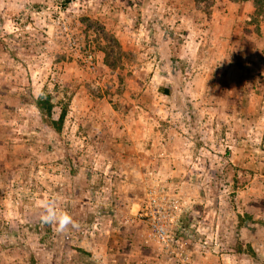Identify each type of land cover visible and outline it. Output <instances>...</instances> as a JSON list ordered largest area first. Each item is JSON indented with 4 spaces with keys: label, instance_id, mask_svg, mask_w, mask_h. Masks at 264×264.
Returning <instances> with one entry per match:
<instances>
[{
    "label": "rangeland",
    "instance_id": "obj_1",
    "mask_svg": "<svg viewBox=\"0 0 264 264\" xmlns=\"http://www.w3.org/2000/svg\"><path fill=\"white\" fill-rule=\"evenodd\" d=\"M210 4L0 0V264H264V16Z\"/></svg>",
    "mask_w": 264,
    "mask_h": 264
},
{
    "label": "trees",
    "instance_id": "obj_2",
    "mask_svg": "<svg viewBox=\"0 0 264 264\" xmlns=\"http://www.w3.org/2000/svg\"><path fill=\"white\" fill-rule=\"evenodd\" d=\"M198 2L203 1H210V5L214 2V0H195ZM232 1H243V0H232ZM253 3V16H252V23H257L259 17L264 16V0H251ZM105 64L108 66H114L113 64L109 63L107 60ZM164 94H168L167 89H163ZM34 106L36 107L41 121L46 124L47 126L54 129L56 132H59L62 127V123L66 114L65 108L60 109L57 117H54L53 108L54 103L52 101V97L49 94L39 95L33 99Z\"/></svg>",
    "mask_w": 264,
    "mask_h": 264
},
{
    "label": "clouds",
    "instance_id": "obj_3",
    "mask_svg": "<svg viewBox=\"0 0 264 264\" xmlns=\"http://www.w3.org/2000/svg\"><path fill=\"white\" fill-rule=\"evenodd\" d=\"M41 220L43 223L56 224L58 230H65L69 227L75 228L77 226L70 215L58 212L56 206L51 202L44 207Z\"/></svg>",
    "mask_w": 264,
    "mask_h": 264
}]
</instances>
